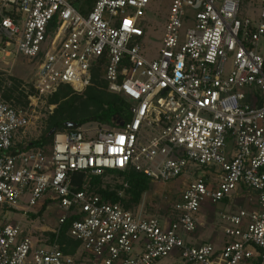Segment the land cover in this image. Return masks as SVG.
Masks as SVG:
<instances>
[{"label":"built area","instance_id":"built-area-1","mask_svg":"<svg viewBox=\"0 0 264 264\" xmlns=\"http://www.w3.org/2000/svg\"><path fill=\"white\" fill-rule=\"evenodd\" d=\"M152 2L0 0V61L36 64L29 107L63 86L83 93L101 64L108 91L124 96L132 115L95 136L78 127L22 150L16 140L31 116L0 95V264H155L170 256L181 259L174 264H264V0H171L158 55L149 58ZM131 169L151 184L196 172L154 214L90 190L91 175ZM118 195L128 198L124 189ZM237 198L255 205L219 213L221 243L187 241L205 227L207 203ZM24 201L35 214L58 212L56 235L71 221L80 254L9 220Z\"/></svg>","mask_w":264,"mask_h":264},{"label":"rangeland","instance_id":"rangeland-1","mask_svg":"<svg viewBox=\"0 0 264 264\" xmlns=\"http://www.w3.org/2000/svg\"><path fill=\"white\" fill-rule=\"evenodd\" d=\"M253 4V2H252ZM252 4L248 7V10L251 9ZM171 5V0H153L150 6V11L148 13L151 20V36L149 39L145 40V46L147 50V57L154 58L158 55V51L161 46V39L164 32V27L166 24V17L169 13ZM251 12V11H250ZM252 13V12H251ZM262 53H264V42L262 44ZM13 58H9L8 63L0 61V95L6 93L8 88L15 87L19 84L20 89L30 90V81L34 74L36 64L30 62L25 58H18L15 62L12 61ZM110 92V91H109ZM17 94V93H16ZM63 99V98H62ZM61 99L60 102H63ZM13 103V102H12ZM64 106H75L77 109L70 115L71 117L82 116L89 114L93 111V107L86 105L85 101H79L78 99H70L67 102L63 103ZM57 105L48 100L40 101L37 106L29 107L24 106L22 109L26 110L31 116V124L24 131L20 133L17 137L16 144L18 146L29 144L34 140H40L48 131L49 119L54 114V110ZM69 116V117H70ZM83 131L90 130V133L87 136H95L98 130L110 129L111 126L108 124H100L97 122H90L84 124L82 127ZM196 171L192 170V173ZM187 174L184 177L180 178L177 182L172 184H162V183H152L150 190L144 195L141 203L135 208L138 209L143 206L148 213H157L160 210L170 208L175 200L180 196L183 186L187 181H190L194 178L193 174ZM199 174H202L198 170ZM122 181L120 176L116 174L107 175L103 179L104 185L114 186L119 184ZM255 203L244 201L240 198H237L233 203L227 201H222L217 204H206L204 207L200 219L203 222L205 227H200L198 230L199 236H201L202 242L209 240L210 242H222L224 237V230L222 228V223L219 220V213L229 212L231 210H237L240 207H251ZM20 206L23 210L18 209L14 210L10 214L9 220H13L20 224L25 233H30L36 237H46L50 232H52L57 226L58 212L53 208H48L42 214L36 215L34 210L37 208L28 207L27 203L21 202ZM134 209V210H135ZM38 212V210H37ZM206 212L216 215V219L208 218ZM203 239V240H202ZM205 239V240H204ZM187 241H190L188 238ZM79 254L81 250H78ZM181 259L178 257H165L158 261L155 264H174L180 262ZM86 264V262H82Z\"/></svg>","mask_w":264,"mask_h":264},{"label":"trees","instance_id":"trees-1","mask_svg":"<svg viewBox=\"0 0 264 264\" xmlns=\"http://www.w3.org/2000/svg\"><path fill=\"white\" fill-rule=\"evenodd\" d=\"M86 2L92 6L95 0H86ZM101 67V64L94 66L92 70L91 84L86 87L83 93L75 92L70 86H63L54 96L50 98V102L57 105V107L54 110V114L49 119L47 133L40 140H34L29 144L19 146L22 150L51 144L54 136H49V132L52 129H55L56 132L71 130L67 127V123L70 122L77 123L79 128L90 122L108 124L111 127H115L121 120L126 122L131 120L132 115L130 112V102L124 96L108 91V85L103 79ZM20 83L21 82H18V85L15 87L8 88L2 97L14 105L17 109L22 110L24 106L29 105V95H32L34 90L32 88H30L29 91L20 89ZM61 99L63 102H60ZM70 99L85 101L86 105L93 107V111L82 116L78 115L76 117H71L70 115L74 113L77 107L73 105L64 106L63 104ZM70 112L72 113L70 114ZM111 174L120 176L122 181L114 186L104 185V177ZM83 177L84 175L79 174L77 175L76 180L80 182ZM90 177L91 191L100 195L103 200L113 203L122 201L124 207L127 209L134 210L141 203L142 198L151 188V179L143 172H139L134 169L128 170L124 173L108 171L102 176L91 175ZM124 184H127V187H125ZM121 189L126 191V195L128 196L127 199H122L118 195V192ZM45 209L46 208L43 207L38 214H42ZM38 214L33 216L36 217ZM70 223L71 221H67L62 224L58 235L50 232L48 236L51 240H54L58 236V242L61 245L63 252L65 254L74 255L80 249L81 242L73 239L69 235L68 232L71 225Z\"/></svg>","mask_w":264,"mask_h":264},{"label":"crops","instance_id":"crops-1","mask_svg":"<svg viewBox=\"0 0 264 264\" xmlns=\"http://www.w3.org/2000/svg\"><path fill=\"white\" fill-rule=\"evenodd\" d=\"M201 236H199V234L197 233L196 235H194L193 236V238L191 237V238H189L190 239V242L192 241V242H194V243H198V244H202V243H207V242H210L209 240H205V242H202V241H200L201 240ZM224 238V237H223ZM203 240V239H202ZM218 240H216L215 239V244H218V243H220V242H217Z\"/></svg>","mask_w":264,"mask_h":264},{"label":"water","instance_id":"water-1","mask_svg":"<svg viewBox=\"0 0 264 264\" xmlns=\"http://www.w3.org/2000/svg\"><path fill=\"white\" fill-rule=\"evenodd\" d=\"M120 126H123V123H120ZM67 127L69 129H76L78 128V124L77 123H74V122H70V123H67ZM55 129H52L50 132H49V136H53L55 134Z\"/></svg>","mask_w":264,"mask_h":264}]
</instances>
